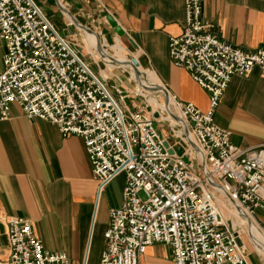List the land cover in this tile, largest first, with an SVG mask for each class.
I'll use <instances>...</instances> for the list:
<instances>
[{"label": "built area", "instance_id": "built-area-1", "mask_svg": "<svg viewBox=\"0 0 264 264\" xmlns=\"http://www.w3.org/2000/svg\"><path fill=\"white\" fill-rule=\"evenodd\" d=\"M200 8L199 0H183L181 30L169 35L167 53L206 90L203 111L161 83L167 106L163 92L152 89L162 94L159 108L148 100L151 89L136 86L125 68L114 64L102 75L86 49L95 71L36 0H0V119L16 102L27 118L46 119L61 135H78L98 189L124 175L120 203L108 209L99 264H138L152 242L169 246L172 264H250L239 237L246 234L237 223L242 211L264 230L255 216L264 211V143L235 145L212 119L232 74L245 75L253 66L264 74V45L244 50L222 40L201 19ZM113 67L135 82L131 89L107 83ZM5 223L2 264H84L45 249L28 218L7 215Z\"/></svg>", "mask_w": 264, "mask_h": 264}, {"label": "crops", "instance_id": "crops-1", "mask_svg": "<svg viewBox=\"0 0 264 264\" xmlns=\"http://www.w3.org/2000/svg\"><path fill=\"white\" fill-rule=\"evenodd\" d=\"M36 1L44 11L40 3L43 0ZM52 1L57 6L56 1ZM199 1L201 19L211 23L222 40L244 50L264 45V0ZM59 2L71 10L79 22L91 28L97 38L101 36L105 41L107 32L111 38L114 33L117 35L105 19L106 14H111L124 29L118 36L133 40L134 44L129 43L139 65L157 76L177 99L191 101L202 111L206 109V90L183 67L173 64L167 53L169 35L181 30L183 0ZM3 52L0 37V69ZM94 68L97 70L95 65ZM117 69L112 68L107 83L131 89L119 83L125 80V72L121 69L114 72ZM113 74L119 75L121 81ZM126 100L130 102V98ZM138 101L139 98H134L132 102ZM212 119L229 131V140L235 145L264 143V74L259 73L256 66L245 75H231ZM118 174L123 183V173ZM107 183L98 189L78 135H61L53 123L38 117L27 118L16 102L10 103L8 116L0 119V264L7 254V215L28 218L33 233L45 249L62 251L74 263L99 264L108 209L121 200L122 183L114 195L101 198L100 191ZM256 211L264 217L263 210ZM257 220L264 226L262 220ZM247 259L250 264H262L253 249H248ZM138 264H172L169 246L163 242L148 244Z\"/></svg>", "mask_w": 264, "mask_h": 264}, {"label": "bare ground", "instance_id": "bare-ground-1", "mask_svg": "<svg viewBox=\"0 0 264 264\" xmlns=\"http://www.w3.org/2000/svg\"><path fill=\"white\" fill-rule=\"evenodd\" d=\"M77 27L82 32V40L83 43L87 42L90 46L95 47V54L98 58H101L105 64V66L100 69V73L102 75H105V72H109L108 70V64L114 65L118 64L119 66L126 69V72L128 73L129 77H133L136 86L145 88L146 85L150 84H160V81L157 79V76H155L149 69L142 67L139 65V62L137 60V63L133 61V58H136V53H133L130 51L119 39H116V44L109 45V48L112 50L111 52L107 51L105 48H96L97 45V37L94 31H89L86 28H83L81 25H77ZM118 35V34H117ZM82 43V42H81ZM84 47L89 50L92 53V49L90 50L85 44H83ZM93 54V53H92ZM93 56L97 58L94 54ZM148 100L151 103H155L159 108H162L163 104L161 102H158V100L154 96H150ZM233 214L235 212H238L237 208L232 209ZM243 216L241 221H237L238 223L243 224V228H245L247 241L257 249V251L264 257V230L259 226V224L253 219V217L247 212L242 211ZM254 253V252H253Z\"/></svg>", "mask_w": 264, "mask_h": 264}, {"label": "rangeland", "instance_id": "rangeland-1", "mask_svg": "<svg viewBox=\"0 0 264 264\" xmlns=\"http://www.w3.org/2000/svg\"><path fill=\"white\" fill-rule=\"evenodd\" d=\"M41 3V6L44 8V13L46 15H48L53 21H54V25L56 26V28L58 29V31L60 33H62L71 43V45L76 48L78 51H80L81 53L84 54V58L87 62H89V64L91 66H93L92 68L94 70H96L94 68V65L95 63L93 62L94 60L92 59V55L94 54L96 56V52L94 50H92V55L88 52H85L86 48L84 47L83 44H85L89 49H90V45L85 42L83 43V36H82V32L79 28L75 27L73 23H70V24H67L66 20L67 18L65 17V15L61 12V10L59 8H57V6L54 4V2L52 0H43V1H40ZM46 10V11H45ZM71 13L72 11L69 10ZM85 18V16H83V19ZM81 20V19H79ZM77 31H79V33H77ZM116 39H119L130 51H132L133 53H135L133 51V47L131 46V44L129 43V41L127 40L126 36H121V38L116 35L114 33L113 37L111 38V34L109 32H107V35H106V43H107V50L109 52H111L112 50L109 48V45H114L116 44ZM82 42V43H81ZM109 44V45H108ZM91 50V49H90ZM94 57V56H93ZM97 57V56H96ZM95 58V57H94ZM98 59V64L100 66V68L104 67L103 63H102V60ZM96 59V60H97ZM96 66V65H95ZM108 69H110L111 65L108 64ZM97 67V66H96ZM118 69H120L118 67ZM117 69V71H114V72H119ZM107 72H105L106 74ZM122 78L124 77V75L121 73L120 75ZM115 78V77H114ZM128 77L125 76L123 79H125L123 82H119L121 85H126V87H131L134 85V81L133 80H129L127 79ZM148 95H150L151 97L152 96H155L158 100V102H161L162 101V94L160 92H157V91H152V89L147 93ZM147 95V96H148ZM139 98V97H137ZM120 183H122V178L119 176V174L115 175L107 184H106V187L105 188H102V190L100 191V196L101 198H103L104 196H108V197H111L112 195H114V192L116 191V189L119 187ZM121 188V186H120ZM232 210V209H231ZM255 215L257 216V218H259L260 220H262V222L264 223V217L258 212V211H255ZM238 223V222H237ZM239 226H243V224L240 222L238 223ZM260 226V225H259ZM262 228V227H261ZM239 237L244 240L245 242V245L247 246V249H253V246L247 241V236L245 233H241L239 234ZM261 255V254H260ZM250 256L253 258V260H255V257H254V254L253 253H250ZM263 261H264V257L261 256Z\"/></svg>", "mask_w": 264, "mask_h": 264}, {"label": "water", "instance_id": "water-1", "mask_svg": "<svg viewBox=\"0 0 264 264\" xmlns=\"http://www.w3.org/2000/svg\"><path fill=\"white\" fill-rule=\"evenodd\" d=\"M55 1H56V4H57L58 8L61 10V12H63L67 16V18L72 21V23L75 26L81 25L83 28H86L89 31H93L91 28H89L85 24L79 22L74 17L73 13H71L63 4H61V2H59V0H55ZM105 19L108 22V24L114 29V31L118 35H121V34L124 33V29L117 23V21L115 20V18L111 14H106L105 15ZM128 39H129V41L132 44H134L133 40L130 37H128ZM97 43L99 44V39L98 38H97ZM99 47H100V44L97 45L96 48L98 49ZM133 61L137 63V59L133 58ZM145 88H147V89H153V90H161L163 92V102H164L165 106H167V91H166V89L161 84H153L152 83L150 85H146Z\"/></svg>", "mask_w": 264, "mask_h": 264}]
</instances>
